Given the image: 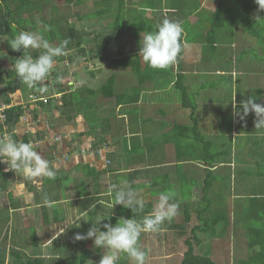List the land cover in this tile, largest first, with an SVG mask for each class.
Here are the masks:
<instances>
[{
  "label": "crops",
  "instance_id": "1",
  "mask_svg": "<svg viewBox=\"0 0 264 264\" xmlns=\"http://www.w3.org/2000/svg\"><path fill=\"white\" fill-rule=\"evenodd\" d=\"M8 1L0 0V55L3 52L5 53V55L0 56L1 70L10 68L12 62L10 52L12 49L6 43L7 41L2 39L4 37L10 40L14 37L11 27L9 28V36L7 35L5 31L6 21H10L11 26L18 29L12 14L14 2ZM63 1L65 2V0ZM78 1L77 5L85 2L83 0ZM219 1L221 0H216V3ZM130 2L133 5H129L126 0L119 4H117V0H113L111 2L113 6L110 10H106L103 15L94 18L93 22L96 24L100 23L101 20L106 21L100 30H90L87 34H82V30H80L76 31L73 37H70V39L76 40V38L82 36L83 42L79 45V47H82L87 42L85 40L89 38L87 35L92 37L91 34L97 31L108 34L114 41L112 40L106 51L100 53V55L105 54L104 61H100L96 58L97 56L92 57L91 52L86 47L83 51H78L77 48L79 47L71 45L70 40L67 45L73 48L67 49L64 56L56 58L52 73L43 85L37 86L39 91L34 92L45 96L53 95L48 104L41 106L39 103H31L28 100V94L33 90L26 85L22 86V89L20 88L10 98L9 104L20 107L24 115L23 119L14 127L17 137H26L29 141L35 140L37 142L36 149L44 159L49 161L50 165L55 166L57 175L53 180L44 176L26 177L20 171L10 170L11 174H8L1 172L3 169L7 170V168L6 163L0 162V209H7L8 220L10 221L8 224L0 226V239L3 235H7V252L10 247L20 249L17 246L26 245L27 241H23L24 235L30 236L36 225L38 228L34 240L33 236L29 239V241L34 242L33 245H37V236L43 237L40 242L41 246H50L55 241L63 246H70L71 243L79 244L75 239L76 234L87 233L91 226H86L88 227L86 232L68 233V231L80 227L78 224L82 221H84L83 224L92 223L94 218L107 217L102 223L106 220L109 221V216H113L112 213L115 215L119 207L118 205L112 207V204H114L112 185H120L122 181H127L144 201L150 203L153 208L159 195L170 189L164 185L161 188L152 186L156 193L145 198L142 195L144 189L149 185L147 180L158 183L163 182L166 177L172 181L175 176L180 180L181 185L184 188L187 187V189L182 191L181 188L179 194L175 195L174 201L179 202L178 197H187V200L191 202L188 197L194 189L190 186L192 183H190L188 177L195 176L193 171H197V169L194 164L198 162L196 160L180 161L181 159H178L179 157L175 156L174 153L175 142L176 144H178V141L181 143L183 151L196 150L197 154L200 153L202 145L195 135L191 134L190 130L175 129L176 124H182L178 122L180 118L187 119V121L190 118L189 113L187 118L183 113H176L178 110L184 109L181 102L180 107L174 109L168 98L163 99L164 90L174 86L178 64L182 62L184 64L186 61L189 64L192 61L195 64L199 61L206 63L205 66H200V68H196L194 65L189 71L186 68L185 70L180 68L181 73L184 74L185 80L183 81L186 89L187 80L190 78L191 81L195 80L194 75L196 73L214 75L221 86H227L224 91L223 87L204 90L202 92L204 96L197 100L200 134L204 141L211 143L212 148H215L214 145L220 142L224 143V146L226 144L227 128L226 125L222 124V120L225 119V104L222 102L226 101L229 93H231L232 101L229 106L230 118H233L234 114V100L239 106L241 101L254 97L256 103L264 105V91L261 94H250L252 85L259 84L263 86L259 78L264 76V68L262 71L254 70L253 68L256 67L255 60L244 61L245 63L242 66L243 71L247 67L253 69V72L257 71L255 74H247L243 77L247 79L243 91L240 93V90L235 89L237 85L233 86L235 81L243 78H234V73L237 74V72L231 66H227V61L223 58L226 49L225 46L221 47V44L225 43V29L218 28L212 34L214 39L212 43L218 46V52L216 54L211 53L208 56L204 55V49L207 53L212 49L210 43L207 44L205 39V18L214 9L208 8L206 3L197 1L188 9L189 12L186 16H180V9L188 4L185 0L179 8L175 6L169 8L163 0L158 3L148 2L142 5H139L138 0H130ZM2 4L4 10L1 7ZM45 4L51 6L52 2ZM6 6L7 9H5ZM134 6L138 7L137 10L133 8L132 12L136 15L130 19L135 23L134 31L130 34L120 33L116 27V16H119L118 14L122 15L119 21L121 23L120 27L123 28V31L124 29L127 30L122 22H126L123 16L129 15V11H122V9H129ZM73 13L78 16V9H75ZM172 14H175V16ZM153 18L157 23L153 21ZM166 18L182 22L184 28L181 38L183 54L181 58L177 57L174 63L176 67L173 65V72H171L173 77L167 79L168 74H166L165 80H162L161 72L150 69L148 64L139 56V41L145 33L153 32V28L156 29V26ZM151 25L153 28H151ZM74 27L76 30L79 29L77 26ZM58 28L61 34L66 35L67 25L65 21ZM191 29L193 30L191 31ZM21 30L18 29V31ZM218 32H222L221 42L215 41V35ZM45 37L47 36L45 35ZM49 41L53 44H59L60 42L56 36H53ZM233 41L232 38L230 44ZM193 46H196V48H193ZM33 50L37 51L39 49L29 51ZM196 52L198 54H195ZM130 56L133 58L131 61L128 59ZM134 56L138 60L137 63ZM219 56L222 58L219 59ZM209 62L215 63L214 67L216 68H213L214 71L210 70L212 68H210ZM133 69H138V71L134 72ZM100 74L103 78L98 86V81L95 79ZM112 77L114 78L112 92L105 94L106 89L104 86L107 80ZM211 82L215 81L208 79L204 80L203 83L207 86H213ZM229 82L231 83L229 84ZM25 87H27L26 90ZM40 87L45 90L40 91ZM220 89L221 92L214 93V91ZM77 90H80L81 95L84 93L86 95L94 94L95 99H90L80 106V101L77 99ZM134 93L138 94L137 101H132L129 98ZM207 98L209 103L205 102ZM215 101L218 103H215ZM109 106H112V108ZM83 107L86 110H83ZM208 107L210 110H208ZM30 110L34 111L30 113ZM96 110L100 115L89 119L90 114L94 115ZM254 116L253 112H249L243 118L249 119L250 125L242 129H238L236 125L237 131L231 135L234 137V141L238 137H245L247 140L241 143V146L236 150L237 156L231 152L226 153L227 156H225L228 157L230 161L228 164L231 165L228 170L230 180L224 185V190L228 191V201L224 205L226 214L234 212V207L230 209L231 205H238L233 201L234 198L242 197L245 199L246 208L249 204L251 205L253 198H262L261 202L264 203V129L255 128L256 116ZM214 117L220 119L221 123H217ZM94 118L98 119L100 124L96 123ZM243 118L235 116V120L232 119L231 124L234 121L241 123ZM25 120L27 123L24 122ZM180 133L183 136L180 137ZM56 137L59 138L56 139ZM174 139L177 141H172ZM119 145H123V147L120 148ZM138 152L143 155L141 160H138L136 156ZM251 155L252 159L250 158ZM249 160L250 163H248ZM179 165L183 166V169L178 175ZM222 165H227L226 160L223 159L222 164L219 161H213L212 164L204 162L203 165L198 167L219 174V167ZM188 166L192 170H188ZM185 171L187 174L183 179ZM201 172L203 173V171ZM204 174L206 177V171ZM92 184L96 187L95 190ZM88 185L89 189H87ZM215 185H217L216 182ZM219 187L216 186L215 191ZM107 196L111 198L109 200L105 199L104 197ZM87 200H89L88 203H86ZM54 206L56 209H54ZM152 208L149 212L152 211ZM188 208L183 204V214L188 212ZM237 213L240 214V211L236 210L235 214ZM86 214L89 215V219H86ZM168 223L170 228L172 221ZM176 225L183 229L187 227L185 220ZM195 225H199V223L192 224L187 228H193ZM167 227H161L162 231L169 229ZM186 236H189L190 239L201 237L198 232L197 235L190 232ZM167 239L164 238L163 243L158 240L157 245H154L159 246L158 244H161L162 246L166 244ZM79 241L81 243L79 246L91 247L90 249L97 251L92 239ZM101 251V253H104L105 249H101ZM7 252L4 264H16V258L13 257L10 260Z\"/></svg>",
  "mask_w": 264,
  "mask_h": 264
},
{
  "label": "trees",
  "instance_id": "2",
  "mask_svg": "<svg viewBox=\"0 0 264 264\" xmlns=\"http://www.w3.org/2000/svg\"><path fill=\"white\" fill-rule=\"evenodd\" d=\"M5 2L7 0H4ZM18 1V3L16 4V6H14V9L12 11L13 14V19L16 21H18V23L20 24L21 20H22V15L24 13L29 14L30 17H33V10H35V8H38V4L40 3H51L50 0H15ZM67 1H74V3H78V0H67ZM84 1V0H83ZM113 0H94L93 4L96 7L95 11L93 13H91L89 16L88 14L86 15L87 18L89 19H94L95 17H98L99 15H103L106 10H110L113 6V4H111ZM116 1V0H115ZM8 2H14L13 0H9ZM123 3V0H117V4L119 3ZM49 9L50 12H53V15L55 14V16H53L51 18V23H59L61 21H63L64 19H66V16H61L60 14L57 15L54 6L51 4V6L49 5ZM256 11V13L254 12ZM251 14H254V17L251 19L250 16ZM119 16H116V20H117V29L120 33H124L126 34L127 32H131L134 31L135 28H129L127 30L120 27L121 23L119 22L122 15L118 14ZM205 18V16H204ZM206 23L204 25V29L206 32V43H210V47L212 48V50H209V52L207 53L205 51V49L203 50L204 55L208 56L211 53L212 54H216L219 50L218 46L213 42V38H212V34L214 33V31L218 28H224L225 31V42L226 43H231V39L234 37L235 35L233 33V31L235 32V28L241 26L240 22H244L247 21L248 23L243 24L245 26V28L241 29L242 31H244V33L250 37H252L249 40H254L258 39L261 43L264 44V10H261L259 8V5L256 3V0H221L219 1L214 10L208 15L206 16ZM5 31L7 33V35L9 36V28L11 26V23L6 21L5 23ZM18 26V25H17ZM152 26V25H151ZM19 27V26H18ZM25 27H19V29H24ZM153 28V26L151 27ZM132 29V30H131ZM156 29L153 28V31H155ZM240 30V29H239ZM236 31L237 32H239ZM54 31V27H52V31ZM76 28L74 27L73 24H67V31H66V35L70 38L71 36L73 37V34L76 32ZM52 36L48 35L46 38L47 39H52L53 38V33H51ZM45 35V34H44ZM92 37H90L89 35H87L88 40L85 47L86 49L91 52L92 57H96L98 58L100 61H104L105 59V54L100 55V53L102 51H106L107 48H109V45L112 43L113 38L103 32H94L91 34ZM211 36V37H210ZM210 37V39H209ZM70 40V39H69ZM114 41V40H113ZM81 42H83L82 37L81 38H76V40L74 41L75 47H79V45L81 44ZM8 43V42H6ZM205 46V45H204ZM69 48H73V47H69V45H67V49ZM66 49V50H67ZM258 49V48H256ZM11 57H12V62H11V66L8 69L5 70H1L0 69V102H4L6 104H8L10 102V94L16 92L17 90H20V88L22 86H24L25 84L19 80L18 77H16L15 71L12 68V65L14 64V61L16 58L20 57L22 55V51L20 52H16L11 50ZM28 53H30L34 58L37 57L40 54V49L39 50H33V51H29L27 50ZM259 52V50H258ZM182 49L181 52L178 54V58H181L182 56ZM130 61L133 59L131 56L128 58ZM135 62L137 63L138 60L136 59V56H134ZM256 63L258 60H260L259 56H257L255 58ZM238 62H240V60H237ZM179 62V59H178ZM200 62V61H199ZM264 62V59H263ZM182 63L178 64V69L176 70V78L174 80V86L176 87L177 90H179V95H181L180 97V102H181V106L184 108H187L189 110V117L191 120V124H176L175 125V129H185V130H190L191 134L195 135V137L197 138V140H199V143L202 145V149L200 151L199 154H197L196 150H182L181 148V143L178 141V144H176L175 142V156L179 157L178 159H181L180 161H193V160H204L205 162H207L208 164H212L213 161H215V159H217L220 156V153L222 151L217 150L214 151L212 149V145L211 143H207L206 141L203 140L202 135L200 134V130H199V122H198V102L197 100H200L201 98V94L197 95V99L194 100H190L189 96H188V92L186 89V86L184 84L185 78H184V74L181 73L180 68H183L182 70H185V68L187 69V71H189L190 69L193 68V66L195 65V63L192 61L190 64L184 63L183 66ZM175 67L176 65L173 64ZM173 65L165 68V69H156V68H152L150 67V69H156L159 70L162 74V78L164 76V78H166V74H170V77H172L173 73ZM182 66V67H181ZM174 67V68H175ZM169 69V70H168ZM134 72H137L138 69H133ZM246 72H253V70H251V68L247 67L245 68ZM257 72V71H255ZM253 72V73H255ZM172 74V75H171ZM113 81L114 78L112 77L111 79L107 80V83L105 84L104 88L106 89V93L105 94H110L112 92V87H113ZM216 82H211L212 89H216V88H220L222 87L219 84V81L217 79H215ZM201 87V86H200ZM22 89V88H21ZM33 90V92H36L37 90H35L34 88H31ZM262 91H264V87L263 86H254L252 85L250 87V94L254 93V94H261ZM206 95V94H205ZM252 95V94H251ZM71 96V95H70ZM137 97L138 94L134 93L133 95L129 96V98L132 99V101H137ZM50 102V100L48 101V103ZM47 103V104H48ZM41 106H43L44 104H40ZM201 110V108H200ZM31 111L34 110H30ZM6 115H7V124L6 123H2L0 121V136H11L14 140L16 141H23V142H27L29 139L26 137H22L19 138L17 137L15 131H14V127L16 124H18L19 119L22 115V110L20 109V107L16 106V107H11L9 109L6 110ZM255 117V116H254ZM6 125V134L4 135V133L2 132L3 126ZM183 131V130H181ZM179 136H183L182 133L179 134ZM172 141H177L176 139L172 140ZM197 142V141H196ZM220 151V152H219ZM189 156V157H188ZM250 158L252 159V155L250 156ZM239 160V159H238ZM250 163V160L249 162ZM254 163H255V159H254ZM8 164L6 163V169L1 170V172H6L8 174H11V171L8 169ZM182 167L183 166H178V170H177V174L179 175L182 171ZM230 169V168H229ZM228 169V170H229ZM186 171L184 174V178L186 177ZM221 177L218 175V173H213L211 171H207L206 172V177L204 179L201 191H202V197H201V201L198 202L199 204V208L197 209V218L202 222L203 226L200 227L199 225H195L193 228L191 227L190 229L185 227L184 229L181 227H178L177 225H172L169 228V223L165 222V226L169 229L165 230V231H158L160 233H158V239L161 243H163V239L164 238H168L171 241L170 244L168 245H164L165 247H167L166 251H162V253H160V257L158 256V260L157 263L155 264H216L214 261L210 260L209 258H206L205 255H200L195 253V248H194V242H192L193 239H190L189 236H186V234H190V232L195 235H197V232L202 231V232H210L211 234H216L219 233L218 231H220L221 234H223L225 232V226H223L222 224H219V221H224L227 222V214L224 211H212L210 209V206L214 203V200L212 199V197L210 196L212 192L215 191V187L216 186H220V189L224 190V185L227 184V180L230 179V176L227 180H225V184H221L222 182H219L217 180V178ZM168 177H166V179L163 180V182H168L171 181V179H167ZM200 179V178H199ZM222 181H224V177H222L221 179ZM215 182L218 185H215ZM147 183L149 184L150 187L155 186V183L151 180H147ZM191 183V182H190ZM206 198H208V203L206 205H204L206 203ZM262 198H253L251 200V205L249 204V206L246 208H244V210L241 212L238 216V221L237 224L240 226L241 222L244 224L242 227L244 228L245 231V235H246V248L248 250L247 252V258H243L240 259L236 262V264H264V203L261 202ZM228 201V200H227ZM226 202V201H225ZM224 202V204H225ZM185 207H189L190 205L187 203L184 204ZM119 207L117 208L115 213V216H120L118 218H113V216H109V221H105L104 223H110V221L112 220H118L119 218L123 217V218H132L134 216V213L131 211V209H126L121 207L122 205H118ZM152 206L150 203L145 202V209H144V213H141L139 215L136 216L137 219H140L144 214H147L150 210H151ZM224 209V207H223ZM260 210V211H259ZM186 216L188 215V212H185ZM208 215V217H207ZM227 217H226V216ZM203 216H206L207 218H204ZM113 218V219H112ZM253 222V223H252ZM87 225L91 226V223L88 222ZM211 225V226H210ZM218 226L220 229H216V227L213 226ZM103 230V229H102ZM148 235V233H142L140 238H139V246L141 247L142 250H145L147 252V260H146V264L148 263V260L150 259V255L147 251V244L150 240L153 241V245L157 242V239H144V236ZM7 236V235H6ZM6 236L3 235L2 238L0 239V264H4L5 263V256H6ZM185 237V238H184ZM144 240V242H143ZM79 244H70V246L73 247H79V245L81 244L80 241H78ZM77 242V243H78ZM141 242H143V244H141ZM176 242V243H175ZM177 244V245H173ZM142 245V246H141ZM152 245V246H153ZM177 246H181L176 255L179 253H182L180 259H176V255H170L168 253V251H171V253H173L176 249ZM82 248V252L80 253L79 259L76 261H68L67 264H76V262L78 261V264H87V257L88 255L90 256L89 261H93V262H97L98 260H100L101 256L104 253H101V249H97V251L95 252L92 249H87L84 246H81ZM171 247V248H168ZM92 250V252H91ZM8 255L10 256V260H12V258L14 257V259L16 258L15 263L16 264H31V260L30 259H25L23 260V258H21V251H18V249H15L13 247H10L8 250ZM94 253V257H92ZM24 254V253H22ZM26 255V254H24ZM165 259L164 262H161L160 259ZM166 259H170V260H166ZM33 261H35L33 264H40L42 263L41 258H37L34 257L32 259ZM177 260V262H175ZM23 261H25V263H23ZM127 261L129 263H131L132 261L129 260V258L124 255V254H120V259L118 261V264H127ZM14 263V261H13ZM218 264H228L227 262H222V263H218Z\"/></svg>",
  "mask_w": 264,
  "mask_h": 264
},
{
  "label": "rangeland",
  "instance_id": "3",
  "mask_svg": "<svg viewBox=\"0 0 264 264\" xmlns=\"http://www.w3.org/2000/svg\"><path fill=\"white\" fill-rule=\"evenodd\" d=\"M13 1H14V6H16L18 1H15V0H13ZM50 1L54 5L57 15L60 14L61 16H64V17L66 16V19H64L65 24L67 25L70 23V24H73L74 26L79 27V29L77 31L82 30V32H83L82 34H87V33H89L90 30H100V28H102L106 23V21L101 20L100 23L96 24L95 22H93L94 19H89L86 17L87 14L89 16L96 9V7L93 5V0H84L85 2H83L81 5H78V6L73 5L71 1L70 2H68V1L64 2L63 0H50ZM126 1L129 5L130 4L133 5V3H131V2L129 3L130 0H126ZM160 1L161 0H138L139 5L140 4L142 5L144 3L147 4L148 2H152V4H153V3H158ZM163 1L166 2L167 6L169 8L173 7V6L179 8L182 5L184 0H163ZM185 1L188 2V4H187V6H184L180 9V11H179L180 16H186L187 13L189 12L188 9L191 8L197 1L200 3H206L207 7L210 9H214L215 5L217 4L216 0H185ZM66 3H67L68 7L66 6ZM1 7L4 10L3 4L1 5ZM38 7H39V9L35 8V10H33V13H32L33 17H30L29 14L24 13L22 15L23 18H22L20 24L18 23V21H16V24L20 28L26 27L25 29H22L21 31H33V32H35V31L40 30L41 26L43 24H48V25H51L52 27H54V31L51 33H53V35L56 36L60 41L66 39V40H68V42H70V40H71V45L75 46L76 45V44H74L75 39H70L67 35L61 34L59 32L60 30H59L58 26L63 25L64 21H61L59 23H51V18L53 16H55V14L53 15V12H50L49 5H47L45 3H40V4H38ZM7 8L8 7L6 6L5 9H7ZM133 8H135V10L138 9V7L136 8L135 6L129 8V9H125V10L122 9V11H129V15L123 16L125 18L126 22H122L124 27L127 29L135 27V23L130 21V19L134 18L136 15L134 12H132ZM75 9H78V16H75V13H73ZM254 12L256 13V11H254ZM172 15L175 16V14H172ZM253 17H254V14H251L250 18L252 19ZM153 21L155 23H157V21L154 18H153ZM245 23H248V22L247 21L240 22L241 26L235 28V32L233 31L235 38L233 37L234 41L232 44H229L226 42L221 44V47L225 46V49H226V53L223 57L227 61L226 65L231 66L233 68V70L235 72H237V74L234 73V78L235 77L243 78L247 74H255L253 72L243 71L242 66L245 63L244 61L247 62L250 60H255V58L257 56H259L260 60L257 61L256 67L253 69L262 71L264 68V62H263L264 44L255 38H254V40L248 41V39H251L252 37L246 35L244 33V31L241 30V29L245 28V26L243 25ZM19 27H18V29H19ZM62 27H64V26H62ZM18 29L15 28L14 26H12L13 35L18 34V32H20V31H18ZM221 29L223 30L224 28H221ZM192 30L193 29H191V31ZM238 30H239V32L236 33V31H238ZM131 32H127V33L130 34ZM51 33L47 32L44 34L46 36H48V35L52 36ZM215 41H217V42L222 41V32L216 33ZM84 48H85V46H82V47H79L77 49H78V51H83ZM193 48H196V46H193ZM256 48H258V49H256ZM29 50H32V49H29ZM258 50H259V52H258ZM195 54H198V52H196ZM218 58L221 59L222 57L219 56ZM209 59H211V58H209ZM235 60H240V62L235 61ZM208 64H209L210 68H212L210 70L214 71V69L216 68V67H214L215 63L209 62ZM205 65H206V63H204V62H198L197 64H195V67L200 68V66H205ZM226 68H228V67H226ZM253 69H251V70H253ZM227 71H229V69H227ZM172 77H173V75H172ZM194 77H195V80L191 81V78L189 80H187V92H188L189 99L195 101V99H197L198 94H201V97H202V96H204V93H202L204 90H207L209 88L212 89V86H207V85H205V83H203L204 80L210 79V81H215V76L209 75V74H204V73H196V75H194ZM226 77L228 78L229 76L227 75ZM102 78L103 77L101 74L96 77L95 80L98 81V86L101 84L100 81H102ZM168 78H170V74L167 75V79ZM259 79L262 81V85L264 87V76L260 77ZM162 80H165L164 76H163ZM246 82H247V79L243 78L241 80L235 81V84L233 83V86L237 85V87H235V89L240 90V93H241L243 91V86ZM230 83L231 82H229V84ZM200 86H202V87H200ZM254 86H260V85L256 84ZM222 87H223V91L227 88V86H222ZM26 89H27V87H25V90ZM34 89L39 91V87H34ZM232 90H233V87H232ZM164 91L165 92H163V99L168 98V100L171 103V106L174 109H175V107L176 108L180 107V97H179L178 90L173 86L172 88L164 90ZM221 91L222 90L220 89L218 91H214V93L216 94V92L218 93ZM233 92H234V90H233ZM77 96H78L77 99L80 101V106L83 103H86L87 101H89L90 99L91 100L95 99L94 94H87L86 95L84 93L81 95L80 90H77ZM84 98H85V100H84ZM205 102L209 103L208 98ZM231 102H232L231 101V93H229L226 101L222 102L225 104V112H224V115H225L224 118L225 119L222 120V124L226 125V128H227V132L225 135L226 144L224 146V143L220 142V143L214 145V147L217 150L222 151L220 153V156L217 159H215V161L216 162L219 161L222 164L223 159H224L227 162V165H222L219 167V174L218 175L221 177V179H222V177H224V181H222L219 177L217 178V180L219 182H222L221 183L222 185L225 184V180H227L229 178L228 169L231 168V165L228 164V162H230L228 157L227 158L225 157V156H227L226 153L231 152L237 156L238 154H237L236 150L241 146V143H244L245 140H247V138H245V137H238L236 139V141H234V137L231 135H233V133H235L237 131L236 125H237L238 129H242V128L248 127L250 125V120L244 119V118H243L241 123H239V121H234L231 124V120L232 119L235 120L234 114H233V118H230L229 106L231 105ZM215 103H218V102L215 101ZM109 107L112 108V106H109ZM84 108L85 107H83L82 109L86 110ZM208 110H210L209 107H208ZM94 113H95L94 115L90 114L89 119H91L93 117H97L100 115V113L97 110ZM176 113H183V114H185V116L187 118L189 110L184 108V109L178 110ZM214 120L217 123H221V120L216 118V117H214ZM94 121L96 123L100 124L98 119L94 118ZM178 122L182 123V124L190 123V118L188 119V121H187V119L183 120L180 118L178 120ZM98 124H97V127H98ZM241 133H243V132H241ZM222 137H224V136L222 135ZM119 146H120V148L123 147V145H119ZM215 148H212V149L214 151H217ZM136 156H137L138 160L139 159L141 160L143 158V155L140 152H138L136 154ZM196 161L198 162V166L203 165L205 162L204 160H196ZM139 165H141V164L139 163ZM162 169H164V168H162ZM187 169L192 170L191 167H189V166L187 167ZM201 169H202V167L199 168V170H201ZM193 172H194L195 176L190 177V178L188 177V180L192 183L190 186L194 189L193 192L191 193V195L188 197V199H191V202L189 200H187V197H178L180 208H179V212H178L177 216L172 220V223H174V224H179V222H184V220H185L187 227H189L192 224H196V223H199L201 225L200 220L197 218L196 215H197V209L199 208L198 202L201 201V197H202V191L200 189L203 185L202 180L204 181L205 175L202 172H200V173H198V171H193ZM203 172H204V169H203ZM169 174L171 175V173H169ZM229 180L230 179L227 180V183ZM199 184H200V186H199ZM163 185L166 188L170 189L169 191L174 192L175 195L179 194V190L181 188H182V191H184V189H187V187L184 188V186L181 185L180 180L177 179L175 176H174L172 181H168V182H161L160 181L158 183H155L154 188H161ZM197 186H199V187H197ZM92 187L94 190L96 189V187L93 184H92ZM87 189H89V185H88ZM155 193H156L155 190L148 185L147 188L144 189V193L142 196L145 198H148L151 194H155ZM227 194H228V191H225L223 189L221 190L220 187L217 188L216 191L212 192L210 196L214 200V203L210 206V209L212 211H223L224 212V209H223V207L225 205L224 202L228 200ZM104 198L109 200L111 197L107 196ZM233 201L238 205H231L230 206V209H232V207H234L233 208L234 212L229 213L230 216L232 217V220H233L232 226L236 221V219H235L236 218V214H235L236 210H239L242 212L244 210V207H245V204H244L245 199H243L242 197L234 198ZM88 202H89V200L86 201V203H88ZM187 202L191 206V208L189 206L188 215L186 216L185 213L183 214V204H185ZM207 203H208V198H206V203L204 205H206ZM67 204H70V203H67ZM54 209H56L55 206H54ZM112 215H114V214L112 213ZM118 217L119 216L114 215L113 218H118ZM203 217L207 218L208 215H207V217L206 216H203ZM47 218H49V217H47ZM86 219H89V215H87V214H86ZM95 221H96V218H94L92 220V222H95ZM9 222L10 221L8 220L7 209H0V226H4V225L8 224ZM83 222L84 221H82L80 224H78V225H80V227H78L77 229L72 230V231L69 230L68 233H76V232H81V231L86 232V229L88 228V227H86L87 223L83 224ZM116 222H117V220L114 219L110 223H112L114 225ZM218 223L222 224L223 226L226 225V222H224V221H219ZM243 225L244 224L241 222L240 226H243ZM75 226H76V224H75ZM161 227L165 228L166 226L164 224ZM213 227H216V229H220L217 225L213 226ZM37 228H38V226L36 225V228L30 233V236L27 234L24 235L23 241H27L26 245L17 246V247L23 249V252H27L31 256L33 255V254H31L32 249L36 250L35 254H39L40 250L42 248L47 247L46 245L45 246L40 245V242L43 240V237L37 236V238H36L37 246H33L34 242L29 241L30 237H32V236H33V240H34V236L37 233ZM160 231H162V229ZM231 232H232L231 237H229V235H227L225 232L223 234L206 233L208 238L204 237V240L195 248V253L199 254V253L203 252L204 250L208 249L211 256L213 255L215 258H218L219 260L227 259L229 264H232L237 258L246 257L248 250L246 249V240H245L246 235H245L244 228L243 227H238V228L233 227L231 229ZM147 233H148V235H145L144 239L147 240V239H151V238L152 239L156 238L157 242H158V240H159L158 239V233H160V232H147ZM198 233L201 235V237L204 236V234H205L202 232H198ZM171 241L172 240L167 239L166 244H164V245L170 244ZM143 242H144V240H143ZM143 242L141 244H143ZM157 242L155 243L156 245H157ZM71 245H72V243H71ZM152 245H153V241L150 240L147 244V251L149 254H151L149 256L151 260H148L147 264L157 263V260L159 259L158 256L159 257L161 256L160 253H162V251H166V249H167V247H165L164 245L161 246V244H158L159 246H155V245L152 246ZM180 247L181 246H177L173 253H171V251H168V253L170 255L175 256ZM49 248L52 251L58 250V252H59L58 258L53 260L51 262V264H62L65 261L68 262V261L78 260L80 253L82 252L83 247H81V246H79V247L63 246L60 243H58L57 241H55L54 243H52L50 245ZM85 248L89 249V247H85ZM168 248H171V247H168ZM21 249H19V250H21ZM20 254L22 255L21 258H27L29 256V255H24L22 253H20ZM181 255H182V253L177 254L176 259H180ZM92 257H94V253H93ZM89 258H90V256L88 255L87 264H89ZM166 260H170V259H166ZM98 261L95 264H98ZM160 261L164 262L165 259L161 258ZM175 262H177V260ZM78 263L79 262L77 261L76 264H78ZM46 264H49L48 260H46ZM127 264H133V262L129 263L127 261Z\"/></svg>",
  "mask_w": 264,
  "mask_h": 264
},
{
  "label": "clouds",
  "instance_id": "4",
  "mask_svg": "<svg viewBox=\"0 0 264 264\" xmlns=\"http://www.w3.org/2000/svg\"><path fill=\"white\" fill-rule=\"evenodd\" d=\"M256 3L259 5L261 10H264V0H256ZM72 4L78 6L74 3V1ZM10 27L12 28V26ZM50 31H52V26L43 24L41 29L38 31H20L10 40L2 37L3 40L8 42L13 51H22V55L15 59L12 68L15 71L16 77H18L19 80H21L28 88L43 85L55 67L56 58L66 54L68 40L65 39L60 41L59 44H53L44 35V33ZM183 32L184 28L182 22L179 20H170L167 18L163 19L156 26L155 31L145 33L142 39H140L139 56H141L143 61L152 68L165 69L173 65L182 49L181 38ZM28 49H40L41 52L34 58L27 52ZM3 55H5L4 52L0 56ZM44 90L45 89L43 87H40V91ZM14 93L10 94V98ZM29 94H33L37 97H45V102L40 100L31 101V103L44 105L48 103L53 96H45L34 92ZM9 103L6 104L4 102H0V106H7L0 111V115H4L3 118L0 117V121L6 124V110L14 107ZM233 110L234 115L239 116L240 118L246 117L249 112H253L256 116L255 128L264 129V105L256 103L254 97H249L246 101H241L239 106L234 100ZM23 117L24 115L22 114L19 121L22 120ZM24 122L27 123L26 120ZM6 128V125H4L2 129L4 135H7L5 132ZM58 138L59 137H56V139ZM36 144L37 142L35 140L23 142L14 140L10 135L0 136V162L7 163L9 170L15 172L20 171L26 177L44 176L54 180L57 175L55 166L50 165L49 161L40 155L35 147ZM194 165L195 168L198 169V172L203 171V168L199 170L200 167H198V163ZM205 171L207 172L208 169H204V172ZM112 190L114 194V204L112 207L115 205H122L123 208L131 209L134 216L127 219L121 217L114 225L112 223H102V221L107 217L97 218L95 222L91 223V227L88 229L87 233H78L76 234L75 239L77 241L92 239L95 248L105 249L104 254L98 261V264H118L120 254L126 255L129 260L133 262V264H146L147 252L142 250L139 246V238L142 233L160 231L161 226L165 221L171 222L177 216L180 204L179 202L174 201L175 193L172 191L161 193L157 202L154 204L152 211L144 214L140 219H137L136 216L144 213L145 209V201L139 193L133 189L127 181H122L120 185H112ZM227 216L228 220L226 225H224L226 227L225 233L231 237V229L233 227L238 228L242 226L237 224L239 216L238 213L236 214V221L233 226L232 217L229 213H227ZM200 223L201 225L199 224V226L202 227L203 224L201 221ZM171 224L176 225L174 223ZM218 232L220 233V231ZM203 233H205L204 236L192 240V242H194V248H196L204 240V237L208 238L206 233L210 232ZM49 247L50 246L42 248L39 254H35L36 250L32 249V256L27 252H23V249L21 248V250L18 249V251L29 255L27 259L31 260V264L35 262L32 260L34 257L41 258L42 263L40 264H46V260H48L49 264H51L53 260L58 258L59 252L58 250H53L54 252L52 250H48ZM199 254L205 255L206 258H209L216 264L222 262H227L229 264L227 259L219 260L213 255L211 256L208 249ZM244 258H247V255ZM25 259L26 258H23V260ZM240 259L243 258H237L232 264H236V262ZM23 263H25V261H23ZM62 264H67V261ZM89 264H95V262L89 261Z\"/></svg>",
  "mask_w": 264,
  "mask_h": 264
},
{
  "label": "built area",
  "instance_id": "5",
  "mask_svg": "<svg viewBox=\"0 0 264 264\" xmlns=\"http://www.w3.org/2000/svg\"><path fill=\"white\" fill-rule=\"evenodd\" d=\"M28 98H29V100L32 101V102H33V101H37V100H40V101H43V102L46 101V98H45V97H42V96L37 97V96H35V95H33V94H29V95H28ZM6 107H7L6 105H5V106H4V105H1V106H0V111H2V110H3L4 108H6ZM0 117L3 118L4 115L1 114Z\"/></svg>",
  "mask_w": 264,
  "mask_h": 264
}]
</instances>
